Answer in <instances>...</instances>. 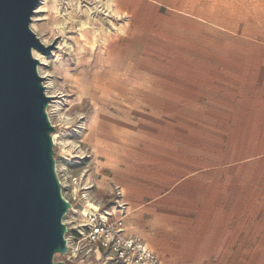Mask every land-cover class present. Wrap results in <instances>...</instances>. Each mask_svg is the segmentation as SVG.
<instances>
[{
	"label": "rangeland",
	"instance_id": "rangeland-1",
	"mask_svg": "<svg viewBox=\"0 0 264 264\" xmlns=\"http://www.w3.org/2000/svg\"><path fill=\"white\" fill-rule=\"evenodd\" d=\"M36 7L29 27L52 46L37 70L55 171L72 205L69 250L53 262L120 264L85 238L90 201L100 213L143 206V229L174 264H264V0ZM99 166L121 200L93 191Z\"/></svg>",
	"mask_w": 264,
	"mask_h": 264
},
{
	"label": "water",
	"instance_id": "water-1",
	"mask_svg": "<svg viewBox=\"0 0 264 264\" xmlns=\"http://www.w3.org/2000/svg\"><path fill=\"white\" fill-rule=\"evenodd\" d=\"M39 0H0V264H64L63 218L71 204L55 171L43 78L31 31Z\"/></svg>",
	"mask_w": 264,
	"mask_h": 264
},
{
	"label": "built area",
	"instance_id": "built-area-1",
	"mask_svg": "<svg viewBox=\"0 0 264 264\" xmlns=\"http://www.w3.org/2000/svg\"><path fill=\"white\" fill-rule=\"evenodd\" d=\"M84 194L85 193L81 194V199L86 201L88 199ZM116 197L118 200L121 199L119 191L116 192ZM116 203H118V201H116ZM95 206L94 208H89V212L84 216V219L88 226L85 238L90 243H98L97 251L103 253L107 251V254H113L116 262L119 261L120 264H160L157 256L139 239H125L121 236L124 207L117 204V212L110 211L107 213L103 211V213H100V207L97 205ZM71 209L72 205L70 210ZM107 217L113 219V225H105L104 221ZM65 240L69 250V241L66 238ZM107 256L108 255H106V257Z\"/></svg>",
	"mask_w": 264,
	"mask_h": 264
},
{
	"label": "crops",
	"instance_id": "crops-1",
	"mask_svg": "<svg viewBox=\"0 0 264 264\" xmlns=\"http://www.w3.org/2000/svg\"><path fill=\"white\" fill-rule=\"evenodd\" d=\"M119 184L120 182L118 179H115L113 176L111 178L108 176L107 168L99 166L93 172L92 189L94 192L106 195L111 194L113 191L116 194V192L119 191L122 199V189L117 187ZM142 207L143 206L128 207L123 210L125 213L123 214L121 236L125 239H139L157 256L160 264H174L173 260H170V258L166 256L168 250L164 246V243L159 238L154 237L143 229L146 222L142 220Z\"/></svg>",
	"mask_w": 264,
	"mask_h": 264
},
{
	"label": "bare ground",
	"instance_id": "bare-ground-1",
	"mask_svg": "<svg viewBox=\"0 0 264 264\" xmlns=\"http://www.w3.org/2000/svg\"><path fill=\"white\" fill-rule=\"evenodd\" d=\"M42 2V0H40V2H39V4ZM54 6V5H53ZM55 7V6H54ZM38 7H36V9H35V12H37V9ZM40 9V8H39ZM39 13V12H38ZM119 14V13H118ZM36 18V17H35ZM37 19V18H36ZM40 20V19H39ZM36 21V20H35ZM85 25V24H84ZM37 28V27H36ZM84 29V28H83ZM82 29V30H83ZM81 30V29H80ZM94 30H96V29H93V31L92 32H94ZM96 32V31H95ZM100 33H101V31H99ZM86 33L87 32H85L84 31V33H81V38H82V40L84 41V42H87V39H86ZM95 34V33H94ZM96 34H98V33H96ZM100 35V34H99ZM96 39V38H95ZM94 39V40H95ZM81 40V39H80ZM43 42V41H42ZM78 43V42H77ZM47 44V43H46ZM87 44H89L90 46L92 45L91 43H89V42H87ZM93 44H95V43H93ZM48 45V44H47ZM92 47V46H91ZM33 57L35 58V59H37L38 61H39V63H41V61H42V59H44V58H42V55H41V53L39 52V51H36V50H33ZM44 57V56H43ZM40 67V66H39ZM50 107V106H49ZM52 139H53V144H55V137H52ZM91 202L90 201H87V206L86 207H89V208H92L91 207ZM88 208V209H89ZM88 211V210H87Z\"/></svg>",
	"mask_w": 264,
	"mask_h": 264
}]
</instances>
